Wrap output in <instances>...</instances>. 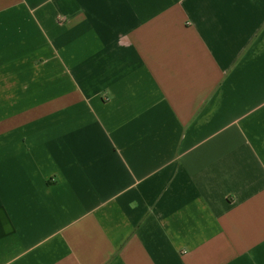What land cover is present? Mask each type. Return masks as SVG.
I'll return each mask as SVG.
<instances>
[{
  "label": "crops",
  "instance_id": "obj_1",
  "mask_svg": "<svg viewBox=\"0 0 264 264\" xmlns=\"http://www.w3.org/2000/svg\"><path fill=\"white\" fill-rule=\"evenodd\" d=\"M0 264H264V0H0Z\"/></svg>",
  "mask_w": 264,
  "mask_h": 264
}]
</instances>
